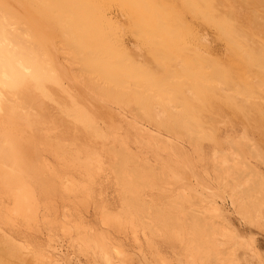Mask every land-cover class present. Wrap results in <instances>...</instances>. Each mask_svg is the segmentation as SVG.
<instances>
[{
  "label": "rangeland",
  "instance_id": "rangeland-1",
  "mask_svg": "<svg viewBox=\"0 0 264 264\" xmlns=\"http://www.w3.org/2000/svg\"><path fill=\"white\" fill-rule=\"evenodd\" d=\"M19 1L33 10L29 0ZM146 3L147 9L135 0H105L106 38L91 42L80 33L86 43L72 51L67 36H77L59 25V14L50 6L39 7L42 41L34 37L36 28L31 21L23 23L0 6V25L12 33L2 43L30 65L42 67L49 98L59 91L70 97L69 101H54L53 96L50 99L57 102L55 105L47 98L44 112L33 104V122L11 123L0 117L8 135L4 149L8 156L2 165L10 164L18 170L20 180L29 187L30 207H24L26 211L32 207L35 210L31 217L24 207L17 213L9 189L16 184L8 186L0 175L1 264H160L158 256L168 264H188V231H182L183 241L173 237L172 229L169 237L160 236L158 231L152 234L144 230L138 222L129 223L120 214L125 188L115 164H125L116 155L125 150L129 153H123L126 161L130 157L125 164L129 169L123 165L121 173L126 174L125 179L134 174L129 172L133 165L143 172L142 162L151 165V173H157L142 177L150 187L137 185L143 186L138 193L141 191L145 202L162 205L176 216L182 214L180 201L185 213L193 207L208 209L204 213L208 221L227 228L223 229L228 232L226 236H218L219 242L226 240L227 255L235 252L239 264H264V203L259 202L261 213L251 209L252 217L240 213L238 200L231 198L235 187L237 198L243 192L250 201L264 198V0ZM19 33L23 36L16 39ZM98 55L109 63L105 74L92 70L83 60ZM234 96L239 97V103L232 102L230 97ZM168 103L176 109L172 111ZM83 112L86 122L78 117ZM160 112L166 114L163 123L156 117ZM187 119L198 121L196 130ZM174 122L179 128L173 126ZM92 125H99L100 131L94 139L85 130ZM67 126L81 130L66 131ZM2 169L0 164V172ZM232 170L242 171L239 175ZM68 179L74 182V190L63 188L62 182ZM246 186L252 188L243 189ZM189 198L197 204L190 203ZM188 217L180 220L191 223ZM100 237H106L102 241L108 248L111 245L108 256L94 244Z\"/></svg>",
  "mask_w": 264,
  "mask_h": 264
},
{
  "label": "bare ground",
  "instance_id": "bare-ground-1",
  "mask_svg": "<svg viewBox=\"0 0 264 264\" xmlns=\"http://www.w3.org/2000/svg\"><path fill=\"white\" fill-rule=\"evenodd\" d=\"M29 1H30L31 5L33 6V10H29L28 7L26 5H24L22 2H20L19 0L18 1L17 0H1L0 1V6H2L6 10H9L11 14H13L16 18H18L23 23L31 21L33 23V26L36 28L35 31H34L35 32L34 33V37L37 40H39V41H42L44 39L43 33L41 32L42 15L40 14V11H39V7L42 4L50 6L51 8L54 9V11H56L57 14H59V18H60L59 25L62 28H64L65 30L71 29L76 34L77 37H75V36H73L71 34L67 36V39H68V42H67L68 44L67 45H69L70 48H73V49H71V51L74 50V48H81L82 44L86 43V41H82V39H80V37L78 36V34H80V33H82L83 35L86 34L90 38L91 42H93V39H95V40H98V39L99 40H103L107 36V30H105L106 29L105 26H106V23H107V20H106L107 16H106V13H105V8H104L105 0H29ZM135 1L139 2L140 5H142L145 9H147V5H148V3H146L147 0H135ZM257 15L258 14H256L255 16H257ZM259 19H262V18H259ZM254 21H256V20H254ZM145 23H146V21H145ZM140 25L142 26V24H140ZM142 27H144V26H142ZM143 29H146V28H143ZM243 33H246V32H243ZM25 34H27V33H25ZM10 35H12V33L9 32L8 30H6L3 25H0V117L6 118L11 123H16L17 120H26L27 122H33V120L35 119V116H34L33 111H31V109H30L33 104H36L40 111H43V112L47 111V101H48L47 98H49L48 97V91L49 90H48V87H47V82H45L44 74L42 73V67L40 65H36V64H31L30 65L29 62L27 60H25L22 56H20L17 52L8 49L7 45L2 43L3 40H8V37ZM240 35H244V34H240ZM245 35H246V38H247V34H245ZM18 36H23V33L16 34L15 38L17 39ZM242 37L245 39L244 36H242ZM248 41H250V39ZM88 43H89V41H88ZM89 55H90V53H89ZM85 58L86 59L83 58V60L87 61V64L90 67H92L91 68L92 70L95 68V69L99 70L100 73L102 72V74H105L108 71V67H109L108 64L109 63H107V60L105 59V57H102V56L98 55L96 58H92L91 56H88V57L86 56ZM206 79H207V77H206ZM248 86L250 87V85H248ZM55 87H57V86H55ZM230 87H233V86L230 85ZM246 88H248V87H246ZM52 89H54V88H52ZM251 90H249V91H251ZM188 91H190V90H188ZM198 91H199V89H198ZM244 91L246 92L247 89L246 90L244 89ZM232 92H233V90H232ZM224 93H227V92H224ZM55 94H59V95H56V96L53 95V96H55L54 97L55 99L53 98L54 101L56 99H61V98H64L67 101H69L68 99L70 97L68 96V94L64 95V93L61 92V91H59V93H55ZM237 94L241 95V93H239V92H237ZM108 95H107V93H103V96H108ZM219 95H220V92H219ZM221 95H223V94L221 93ZM53 96H51L50 98H52ZM223 96L225 97V94ZM226 96L228 98L229 95L226 94ZM251 96H253V95H251ZM194 97H196V96H194ZM50 98H49V101L52 100ZM253 98H255V97H253ZM198 99H199V97H198ZM230 99L231 100L233 99L235 103L236 102L237 103L240 102V99H239L238 96H234L232 98L230 97ZM243 99H246L244 101H246V103L249 104V102H247V101H249V100H247V98L243 97ZM233 100H232V102H233ZM241 101H243V100H241ZM52 102H53V100L50 103H52ZM56 103H54L53 105H55ZM61 104H62V101H61ZM168 104H167V106H168ZM94 106L96 107L95 104L93 105V107ZM169 106L168 107L170 109L171 108L173 109L172 104H169ZM175 107H176V105H175ZM48 109H49V107H48ZM96 109H97V107H96ZM174 109H176V108H174ZM174 109L172 111H174ZM98 110L102 111V109H100V108ZM84 113L85 112L81 113L80 114L81 116H78V117H80L84 122H86L87 121V116ZM188 114H191V113H188ZM164 116H166V114ZM164 116L161 115V112H160V113H157L156 117L158 118L157 120L160 122L162 120V118H164ZM179 120H178V123H180V121H181V120L180 121ZM187 121H188V123L193 122L192 123L194 125L193 129L196 130L197 127L195 125H196V123L198 121L197 122L195 121L196 123L194 122V120L191 121V119L190 120L187 119ZM162 123H163V120H162ZM178 123L174 122L172 124H173L174 127H176V126H178L177 125ZM64 124H66V122H64ZM158 124L160 125L161 123H158ZM192 124H189V125H192ZM201 124L203 126V122ZM164 125H166V124H164ZM167 126H168V124H167ZM87 127L88 128H86L85 130L88 131V133H86V134H88L89 138L94 139V138H97L96 136L100 135V131H98V128L95 127L94 125L87 126ZM141 127H139V128H141ZM176 128H179V127H176ZM141 129H145V128L142 127ZM166 129L170 130V127L168 126V128H166ZM65 130L66 131L68 130V131H72V132H77V131H80L81 129H76L73 126L72 127L67 126V128ZM145 130H147V129H145ZM150 131H149V133H150ZM176 131H178V133H180V130L176 129ZM183 131L185 132V130H183ZM197 131L199 132V128L197 129ZM204 134H206V132ZM163 137H165V136H163ZM191 137H193V136H191ZM195 137H197V135ZM205 137L206 136H204V138ZM51 138L52 137H50V140H51ZM193 138H192V142H193ZM213 138L216 139L215 136H213ZM213 138H211V140ZM198 141H199V139H198ZM200 142H201V140L198 143H200ZM48 144H51V143H48ZM253 144H255V143H252V145ZM6 145H8V135L5 134L4 129H3L2 125H1V123H0V164H1V167L3 168L2 169L3 171L0 172V175L2 176V178L4 179V182L8 186L10 184H16L15 188L11 185L9 187V189H10L11 195L13 196L12 200L15 202V207L17 209L16 212L17 211L19 212L18 209H20V212H23L22 211L23 207L24 206L27 207V205L28 206L30 205L28 203V201H27L28 194H29V187H28L27 184H24L20 180V173L18 172V170H16V168L14 166H12L10 164H8L7 166H5V165L3 166L2 165V163H4V159L8 156V154H7L8 152L4 150ZM55 145H57V144H55ZM172 145H174V144H172ZM59 146H55V147L57 148ZM158 146L160 148L163 147L162 143L158 144ZM60 148L63 150L62 146ZM120 149H118L117 151H120ZM121 152H123V151H121ZM123 153L129 154L126 150ZM123 153H122L123 156L120 153H119L120 155H118V152H117L116 155L119 156V158L123 162L125 160V164H126V162L129 163L130 162L129 161L130 157H128V161H126L125 158H127V156L124 155ZM217 154H219V153H217ZM222 154L223 153H221V155ZM61 155L63 156V154H61ZM124 156H125V158H124ZM119 158H118L117 161H119ZM131 159H133V156H132ZM225 159H226V156H225V158L222 159V161L224 163L227 162ZM67 160H68V158H67ZM236 160L239 161L238 159H236ZM122 161H121V163H123ZM118 163H120V162H118ZM143 163L144 162H142V167H143V172L144 173L142 171L138 170L139 169L138 166L133 165L135 168L134 167H132L133 169L130 168L129 172H134V174L131 175L130 177H128L127 179H125L126 178L125 177L126 174L124 175V173H123L121 175V173L123 172L122 169L124 168L125 164H123L124 166L122 164L121 165H119V164L116 165L117 163L115 164L116 168L118 166L117 174L120 173L119 177L121 176L120 177L121 180L120 179H117V180L118 181L120 180L119 182L122 184L123 188H125V191H126V192L124 191L126 196L123 195V193H122V195H123L122 197H124L125 199L123 198L124 199V203L121 204V208H120L121 209L120 210V214L125 215L126 221H128L129 223L131 222L133 224L138 222V224L141 225V227L144 230L147 229L152 234L155 231L156 232L158 231L159 233H161L160 236L165 235L166 237H169L170 234L172 233V231H171V229H172L174 231L173 232V237H175L176 239H180V240H182V238H184V236L181 235L183 233L182 231H184V233H185V231H188V233H189L188 234L189 238L187 239V245H188L187 247L188 248L185 251L186 257L188 258L187 259L188 262L187 261L186 262L188 264H239L238 261L236 262L237 259L235 258V252H231V254L228 253V255H227V251L225 250L227 247L225 248V245L223 244L224 241H221V242L218 241V236L221 237L222 235L223 236L227 235L226 233H228V232L225 231L227 228H225L224 226L223 227L221 226V228H219L217 226L216 222L211 221V219H209V221H208V216L204 214L208 209L201 210V209L193 207L192 209L190 208L191 210H188L189 213H185L184 212V204L180 200H176L175 202L180 201V205H179L178 209L182 210V214H181V212L179 213L180 210H178L176 208L178 210V215H180V214L182 215V216L181 215L180 216H176L177 214L174 215L173 212L170 213L169 211H166V209H164V207L162 208V205L159 206L157 204H150L148 202H145V199H143L141 197V195H140L141 191H139V193H138L139 188H140V190H142L143 186H141L139 188H138V186L140 184L144 183V184H147L146 185L147 187H150V185H148L149 181L147 183V180L145 178H142V177L148 176L149 175L148 173H150V175H152V173H155V175H156L157 173L155 172V170H154L155 168L154 167H152L154 171L151 173V170H150L151 169V165H148L147 163H145L143 165ZM239 163L242 164L241 161ZM188 164L189 163H187V165ZM219 165H221V164H219ZM231 165H233V164H231ZM125 167H127V166H125ZM142 167H140V168H142ZM127 168L129 169V167H127ZM229 168L230 167H227V170ZM223 169H224V167H223ZM231 169H232V167H231ZM217 170L219 171V168H217ZM115 171L116 170L114 169V172ZM118 171H119V173H118ZM234 171L235 170H232V172H234ZM241 171H239V173L237 171V173L240 175ZM87 172H89V171H87ZM136 172H139V173H136ZM141 172L144 175H141ZM220 172H222L221 169H220ZM234 173H236V172H234ZM246 173H245V175H246ZM115 174H116V172H115ZM119 177H117V178H119ZM141 178L143 180L145 179V181L141 180ZM258 178H260V177H258ZM228 179H230V178H228ZM235 179H237V178L235 177ZM258 180H261V179H258ZM92 181H93V179H92ZM255 181H256V179H255ZM229 182H230V180H229ZM231 182H234V181L231 180ZM239 183H240V180H239ZM239 183H237V184H239ZM62 186H63L64 189H66V190L69 189L70 190V189L74 188L75 184H74V182H72L71 180L68 179V180H65V181L62 182ZM230 186H232V185H230ZM246 187L247 188H243V189L248 190V187L252 188L251 186H246ZM123 188L121 187L122 190H124ZM236 188L237 187H235V189L232 190L231 194H233L234 196L231 197V198L234 199V197H236L235 200L236 201L238 200V206H239L240 213L242 211L244 214H247V216H249L248 214L251 213V209H253V210L255 209V211H257L258 213H261L260 208L262 209L263 207L262 206L259 207V205H260L259 202L263 201V203H264V198H259L258 196H256V197L259 198V200L260 199L261 200L260 201L258 199L254 200V201H250L249 199L247 200L246 191H245L246 194H244V192L242 191L243 192L242 195H246V196H242L241 195V197L237 198L239 191ZM74 189H72V190H74ZM143 190H144V188H143ZM252 190H254V189H252ZM72 192H74V191H72ZM127 192H129L128 193L129 195L126 194ZM240 192H241V189H240ZM259 193L261 194L262 192H259ZM132 194H133V196H132ZM179 195L180 194H178V196ZM261 195L263 196V194H261ZM261 195H259V196L261 197ZM179 198L180 199L182 198L181 195H180ZM186 198H188V196ZM233 199H231V200H233ZM142 200H144V201H142ZM187 200L190 201V203H192L193 205L197 204V202L194 199H190L189 198ZM187 200L184 199L183 202H187ZM171 201H173V200L171 199ZM234 202L235 201H232V203H234ZM171 203L172 202H170L169 204L171 205ZM173 205L174 204L172 203L171 206H173ZM25 207H24V210L26 211ZM173 207H176V205L173 206ZM32 209H34V208L32 207V208H30L29 210L26 211L29 214V216L33 213L32 211H35V210H32ZM169 209H170V206H169ZM171 209L175 210V208H171ZM26 212L23 213V214H26V216H27L28 214ZM243 213H242V215H243ZM110 214H112V213H110ZM172 215L174 217H172ZM105 216H107L108 218L109 217L112 218V215L109 216V215L105 214ZM181 217H185V218L188 217L189 219L191 217L192 221H191V223L189 222L190 224L189 223L186 224L183 221L184 220L186 221L187 218L186 219H182L183 220L182 221V220H180ZM247 218H249V217H247ZM261 218H262V216H261ZM122 222H124V221H122ZM124 224H126V223H124ZM223 229H225V230H223ZM146 235L147 234H145V237H146ZM199 235L200 236L202 235V238H199L200 237ZM232 235H233V233H232ZM105 238L102 239L100 237L99 238L100 240L99 239L97 240L98 243H94V244L95 245L98 244V246H100L102 251L105 250V253L108 256V253L110 254V252H108V251H110L111 245L109 244L110 248H108L107 243L103 242V241H105ZM83 239H85V238L83 237ZM146 239L148 240V242L152 243V240H151V238L149 236H147ZM146 239H145V241H146ZM225 242H226V240H225ZM236 246H237V244H236ZM151 256H152V254H151ZM158 261H160L159 262L160 264H168V262L164 258H162L161 256H158ZM158 261H156V262H158ZM111 262H112V260H111ZM0 264H1V262H0Z\"/></svg>",
  "mask_w": 264,
  "mask_h": 264
}]
</instances>
